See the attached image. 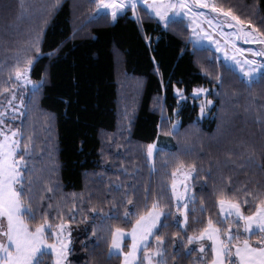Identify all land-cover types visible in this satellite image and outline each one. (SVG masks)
Returning a JSON list of instances; mask_svg holds the SVG:
<instances>
[{"label":"trees","instance_id":"obj_1","mask_svg":"<svg viewBox=\"0 0 264 264\" xmlns=\"http://www.w3.org/2000/svg\"><path fill=\"white\" fill-rule=\"evenodd\" d=\"M99 1L0 0V102L27 68L38 85L14 125L23 220L31 233L71 225L66 264H121L113 232L157 209L144 249L161 250L157 264H211V246L199 252L192 239L223 225L218 203L245 215L264 205V73L246 82L193 47L180 19L163 27L140 7L94 17ZM212 5L264 39V0ZM198 89L212 103L205 117ZM181 169L193 170L183 227L171 190ZM36 264L54 263L42 254Z\"/></svg>","mask_w":264,"mask_h":264},{"label":"rangeland","instance_id":"obj_2","mask_svg":"<svg viewBox=\"0 0 264 264\" xmlns=\"http://www.w3.org/2000/svg\"><path fill=\"white\" fill-rule=\"evenodd\" d=\"M213 0H100L94 17L109 14L112 19L140 7L163 27L169 22L183 19L190 31V41L195 48H205L218 55L217 59L234 70L246 82L257 80L264 73V39L249 26L238 27L227 18L211 12ZM29 68L15 76V86L5 100L0 102V264H36L42 254H50L54 264H66L71 247L70 224L54 228L39 226L33 233L28 230L22 214L18 186L21 166L16 161L19 136L14 125L24 110L26 93L37 89L31 82ZM208 91L198 89L200 114L205 117L212 103ZM157 147L148 148L152 160ZM192 169H181L173 178L171 190L177 208V220L185 224L186 200L189 197ZM220 228L210 226L192 239L199 252L211 246L213 264H222L228 254L236 264H264V205L245 215L235 203L222 200L218 203ZM163 213L152 209L139 218L129 230H115L111 237L109 253L120 256L121 264H157L161 250L154 246L145 251ZM252 235L259 238L253 243ZM50 241V242H49Z\"/></svg>","mask_w":264,"mask_h":264},{"label":"crops","instance_id":"obj_3","mask_svg":"<svg viewBox=\"0 0 264 264\" xmlns=\"http://www.w3.org/2000/svg\"><path fill=\"white\" fill-rule=\"evenodd\" d=\"M141 7V6H140ZM106 14V13H105ZM107 15H109V14H107ZM179 20V19H178ZM180 20H183V19H180ZM185 21V20H184ZM191 35V34H190ZM215 54H216V52H214ZM216 56L218 57V55L216 54ZM223 263L222 264H225L224 263V258H223V261H222ZM211 264H213V262L211 263Z\"/></svg>","mask_w":264,"mask_h":264}]
</instances>
